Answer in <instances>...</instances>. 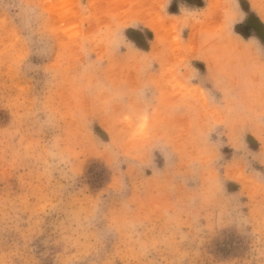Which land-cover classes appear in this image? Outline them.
Segmentation results:
<instances>
[{
  "label": "rangeland",
  "instance_id": "374dc122",
  "mask_svg": "<svg viewBox=\"0 0 264 264\" xmlns=\"http://www.w3.org/2000/svg\"><path fill=\"white\" fill-rule=\"evenodd\" d=\"M128 2L0 0V264H264V0Z\"/></svg>",
  "mask_w": 264,
  "mask_h": 264
},
{
  "label": "bare ground",
  "instance_id": "6f19581e",
  "mask_svg": "<svg viewBox=\"0 0 264 264\" xmlns=\"http://www.w3.org/2000/svg\"><path fill=\"white\" fill-rule=\"evenodd\" d=\"M129 1L130 2H128V3H130V6H132V4H133L132 7L133 8L135 7V9H136V5L138 3V2H136L137 0H135V2H134V3H136V5L132 2V0H129ZM206 1H208L209 9L211 10V7H215L217 5V3H218L219 0H206ZM131 2H132V4H131ZM132 7H131V10H132ZM135 15H137V13H135ZM130 16H134V15L131 14ZM130 18H132V17H130ZM146 20L145 21L150 26V28H152V30L155 33V36L158 39L163 36L162 28L165 29L166 28L165 26L172 27V28L174 27L175 28V26H174L175 22H173L174 20L171 21L172 20L171 18L168 19L169 24L166 23L167 25L164 24L166 21L164 22V19L162 20V18H157L156 20H150V19H146Z\"/></svg>",
  "mask_w": 264,
  "mask_h": 264
},
{
  "label": "flooded vegetation",
  "instance_id": "af4514ba",
  "mask_svg": "<svg viewBox=\"0 0 264 264\" xmlns=\"http://www.w3.org/2000/svg\"><path fill=\"white\" fill-rule=\"evenodd\" d=\"M250 22H251V24H252L253 26H255V25L257 24L256 21L253 20V19H251Z\"/></svg>",
  "mask_w": 264,
  "mask_h": 264
},
{
  "label": "water",
  "instance_id": "95a60500",
  "mask_svg": "<svg viewBox=\"0 0 264 264\" xmlns=\"http://www.w3.org/2000/svg\"><path fill=\"white\" fill-rule=\"evenodd\" d=\"M259 32V31H258ZM261 32H259V34H260ZM262 35H263V37H264V34L262 33Z\"/></svg>",
  "mask_w": 264,
  "mask_h": 264
}]
</instances>
